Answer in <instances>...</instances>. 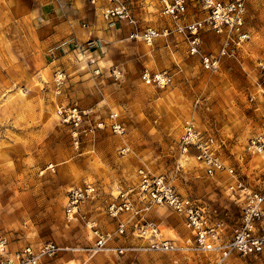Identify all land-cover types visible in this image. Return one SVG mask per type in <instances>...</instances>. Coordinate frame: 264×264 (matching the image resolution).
I'll return each mask as SVG.
<instances>
[{
  "label": "rangeland",
  "instance_id": "rangeland-1",
  "mask_svg": "<svg viewBox=\"0 0 264 264\" xmlns=\"http://www.w3.org/2000/svg\"><path fill=\"white\" fill-rule=\"evenodd\" d=\"M188 1L187 17L202 16L196 0ZM160 5V0H132L130 8L140 27L161 28L171 20L161 15ZM245 19L249 41L211 72L187 54L178 36L156 38L150 45L125 38L127 31L103 24L101 8L87 0H0V229L9 252L43 242L87 246L85 228L64 219L65 191L88 181L104 195L115 193L134 184L139 167L200 199L229 237L240 213L228 189L235 178L226 172L206 176L191 156L180 159L176 140L184 123L192 121L215 135L220 158L233 166L236 178L247 186L262 185L264 152L247 145L253 135L264 134V81L257 67L264 60V0H246ZM93 28L95 34L105 32L100 54L74 52L72 41H84ZM77 30L82 37L73 36ZM219 46L218 35L204 34V52ZM143 68L166 69L171 78L164 86L146 85L140 79ZM55 70L65 73L59 94L52 84ZM67 104L91 111L78 128L77 143L55 113L57 105ZM111 111L119 114L123 134L93 128L95 119ZM151 217L175 245L188 249L98 252L90 258L81 250L59 249L39 264H201L210 257L190 250L185 240L191 234L179 216L158 208ZM259 225L264 233V215ZM223 264H264V253L233 256Z\"/></svg>",
  "mask_w": 264,
  "mask_h": 264
},
{
  "label": "built area",
  "instance_id": "built-area-1",
  "mask_svg": "<svg viewBox=\"0 0 264 264\" xmlns=\"http://www.w3.org/2000/svg\"><path fill=\"white\" fill-rule=\"evenodd\" d=\"M87 1L95 6L100 0ZM160 1L161 15L171 20L168 26L161 28L150 25L140 27L130 8L132 0H102L101 15L108 25L122 22L127 28L128 39L139 40L147 45L152 44L156 38L178 36L187 54L196 56L200 66L211 72L220 68L224 56L236 55L243 44L249 41L250 33L245 19L246 0H196L202 16L192 19L187 17L188 0ZM82 26L86 27L87 24L83 23ZM209 31L220 38V46L213 53L202 50L204 34ZM97 46L98 41L93 39L72 41L73 50L80 55L97 49ZM88 62L93 63L94 58L90 57ZM257 67L264 81V60H258ZM170 76L166 69L151 71L143 68L140 79L146 85L164 86ZM64 82L65 73L55 70L52 83L56 94L60 93ZM258 85L261 83L258 82ZM261 96L264 103L262 86ZM90 112L75 104L57 105L55 110L59 122L72 130L75 143L78 141V128L89 121ZM92 126L112 134H123L125 130L119 114L114 111L109 112L104 119H95ZM176 146L179 152L187 153L200 163L206 176L226 172L235 178L234 185H229L228 189L233 200L238 203L240 213L229 237H224L222 223L211 217L210 210L198 198L179 193L164 175L139 167L135 171L134 184L119 187L115 193L104 195L95 183L88 181L72 185L65 191L64 219L68 223L78 222L88 229L91 237L87 246L61 248L53 242H43L36 246L26 244L11 254L7 248V234L0 229V264H39L43 257L51 256L59 249L116 255L187 250L184 246L175 245L152 219V211L158 208L168 210L182 219L191 234L190 250L212 254L211 259L201 264H223L233 256L263 254L264 233L260 231L259 224L264 215V181L261 186L251 187L236 178L233 166L220 158V145L215 135L199 130L192 121H186L182 126ZM247 148L263 151L264 134H255L249 138ZM99 215H102L104 223H101Z\"/></svg>",
  "mask_w": 264,
  "mask_h": 264
},
{
  "label": "crops",
  "instance_id": "crops-1",
  "mask_svg": "<svg viewBox=\"0 0 264 264\" xmlns=\"http://www.w3.org/2000/svg\"><path fill=\"white\" fill-rule=\"evenodd\" d=\"M102 5H103V2H102V0H100L95 6H98L99 8H101V12H102ZM102 23L105 24V25H108V24H106V22H105L104 20H102ZM113 26L116 27V29L120 30V32H122V31L126 32V31H127V30H125L126 27L124 26V24H123L122 22H117V23L113 24ZM113 26H112V27H113ZM94 27H95V25H94ZM82 28H84V27H82ZM87 28H88V27H86V28H84V29H87ZM88 30H89V29H88ZM72 32H73V36L78 35V36L82 37V32H81V31H78V30H77V32H75V31H72ZM109 32L113 33L112 31H109ZM116 32H117V30H116ZM95 33H96V32H95V29H94V28H93L92 30L86 31V38H85V40L82 41V42H85V41L88 40V39H93V40H95V41H98L97 49H96V48L92 49V50L94 51L95 54H98V50L100 49V46L103 45V43H101V42H102L101 37L104 35L105 32L103 33V31H99L98 34H95ZM114 33H115V32H114ZM121 35L123 36L124 33L121 34ZM104 36H105V35H104ZM125 38H126V36H125ZM75 41L79 42L77 39H76ZM101 48H102V46H101ZM59 52H60V51H59ZM74 52H75V51H74ZM98 62H99V61H98ZM187 158H189V155L180 154V159H183V160L185 161V160H187ZM192 158H193V157H192ZM193 159H194V158H193ZM115 191H116V190H115ZM196 198H197V197H196ZM199 200H200V199H199ZM107 227H108V226H107ZM85 230H86V229H85ZM86 231H87V235H88V237L90 238L91 236H90L88 230H86ZM224 237L227 238L226 236H224ZM12 251H14V250H12ZM91 256H93V255H90L89 258H90ZM206 260H209V258L206 259Z\"/></svg>",
  "mask_w": 264,
  "mask_h": 264
},
{
  "label": "bare ground",
  "instance_id": "bare-ground-1",
  "mask_svg": "<svg viewBox=\"0 0 264 264\" xmlns=\"http://www.w3.org/2000/svg\"><path fill=\"white\" fill-rule=\"evenodd\" d=\"M101 16H102V15H101ZM102 18H103V17H102ZM52 84H53V83H52ZM53 89H54V87H53ZM54 92H55V90H54ZM262 152H264V150H263V151L259 150V151H258V154H263ZM180 154L188 155L187 153H181V152H180ZM182 222H183V221H182ZM183 224H184V223H183ZM185 227H186V226H185ZM186 228H187V227H186ZM187 229H188V228H187ZM87 230H88V229H87ZM188 231H189V230H188ZM189 239H190V237H189L188 239L185 240V243H188V244L190 245V240H189ZM185 248H186V247H185ZM13 252H14V251H11L10 253L12 254ZM200 254H201V253H200ZM202 254H203V253H202ZM206 254H208V256L210 255V254L207 253V252H206ZM90 255H93V254H90ZM211 255H212V254H211ZM211 255H210L209 259H211V257H212Z\"/></svg>",
  "mask_w": 264,
  "mask_h": 264
}]
</instances>
